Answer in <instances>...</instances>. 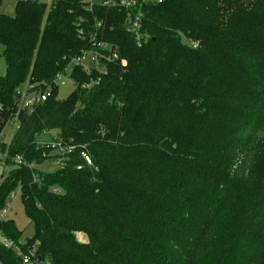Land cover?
Instances as JSON below:
<instances>
[{
    "label": "trees",
    "instance_id": "trees-1",
    "mask_svg": "<svg viewBox=\"0 0 264 264\" xmlns=\"http://www.w3.org/2000/svg\"><path fill=\"white\" fill-rule=\"evenodd\" d=\"M141 13L138 47L122 7L0 11V138L18 121L0 143V211L18 188L33 226L20 241L0 217V264H25L3 239L35 246L33 264H264V0H161ZM85 50L103 73L71 63ZM66 67L74 92L57 100ZM23 83L47 93L30 112ZM51 130L73 152L43 171L58 155L36 137ZM80 151L91 164L76 169Z\"/></svg>",
    "mask_w": 264,
    "mask_h": 264
},
{
    "label": "built area",
    "instance_id": "built-area-1",
    "mask_svg": "<svg viewBox=\"0 0 264 264\" xmlns=\"http://www.w3.org/2000/svg\"><path fill=\"white\" fill-rule=\"evenodd\" d=\"M87 4V7L90 8L93 4L91 0H84ZM161 2V0H101L99 3L102 6L105 7H122L126 11V16L124 18V21L122 23L123 29L125 32H127L131 39L136 43L138 47H140L144 41V34L142 31V13H141V7L144 5H153L156 3ZM99 26V24H97ZM189 44L196 46L197 42L194 41H187ZM73 65H79L84 71L90 72L91 68H96L98 72H104L103 68L99 66V59L97 57V54L90 50H85L81 55L74 57L71 61ZM70 72V67H66L62 69V71H59L54 79L53 82L57 83L63 76H67ZM47 93L46 92H39L35 91L32 93H21L19 98V107L23 110L32 111L33 107L41 103L45 100ZM2 109V104L0 103V111ZM45 144V146H49L52 149V153H55L58 155L57 157V163L58 165H63V162L66 159V156L68 154H72L73 152V146L70 144H62L61 142L57 141L52 138V141L49 143H41ZM6 153L1 151L0 149V165L3 164ZM80 160L82 161L81 164L76 165V169H81L84 165H90L91 159L89 158V155L85 151H80L79 153ZM12 161L17 164H26V162L23 160V158L20 155H16L12 158ZM30 167L32 165H29ZM51 191L54 193L59 192V188L52 187ZM9 203V202H8ZM8 203L6 204V207L8 206ZM6 207L0 212L1 218H6ZM79 234V233H77ZM76 234V235H77ZM83 234V233H82ZM84 235V234H83ZM85 236V235H84ZM77 237V236H76ZM80 241V240H79ZM85 242V241H81ZM3 244L6 247L13 248L15 253L18 256H21L22 262L25 264H33L31 261V258L35 256V246H31L28 248L27 252H23V250L19 247V245H16L9 239H3Z\"/></svg>",
    "mask_w": 264,
    "mask_h": 264
},
{
    "label": "rangeland",
    "instance_id": "rangeland-1",
    "mask_svg": "<svg viewBox=\"0 0 264 264\" xmlns=\"http://www.w3.org/2000/svg\"><path fill=\"white\" fill-rule=\"evenodd\" d=\"M17 0H2L0 5V11L7 15H14V6ZM93 3H99L101 0H91ZM6 10H9L7 13ZM2 52V46L0 45V54ZM5 74V63L0 55V75ZM21 93H27L28 85L27 83H23L19 88ZM74 92V82L71 78L67 76H63L57 82V100H64L68 96H70ZM18 127V121L16 119H12L11 123H7L2 130V137L0 138V143L8 144L12 139V136L15 134ZM55 134L54 130L41 133L36 137L38 143H49L52 141V138ZM57 160H53L49 163L37 165L39 170L43 171H54L58 168ZM9 167L0 165V185L3 181L2 173L4 172V176ZM8 206L6 207V216L13 220L16 228L21 231L20 241H24L26 238H29L33 234V226L29 221L28 217L24 212V208L22 205L21 197L18 188L13 190L9 195ZM1 212V211H0ZM77 239L80 241H86V236L76 235Z\"/></svg>",
    "mask_w": 264,
    "mask_h": 264
},
{
    "label": "crops",
    "instance_id": "crops-1",
    "mask_svg": "<svg viewBox=\"0 0 264 264\" xmlns=\"http://www.w3.org/2000/svg\"><path fill=\"white\" fill-rule=\"evenodd\" d=\"M42 1H45L46 3H50L51 0H42ZM9 10H6L7 13H10L8 12Z\"/></svg>",
    "mask_w": 264,
    "mask_h": 264
},
{
    "label": "bare ground",
    "instance_id": "bare-ground-1",
    "mask_svg": "<svg viewBox=\"0 0 264 264\" xmlns=\"http://www.w3.org/2000/svg\"><path fill=\"white\" fill-rule=\"evenodd\" d=\"M78 235H79V236H81V237L83 236V234H82V233H79Z\"/></svg>",
    "mask_w": 264,
    "mask_h": 264
},
{
    "label": "water",
    "instance_id": "water-1",
    "mask_svg": "<svg viewBox=\"0 0 264 264\" xmlns=\"http://www.w3.org/2000/svg\"><path fill=\"white\" fill-rule=\"evenodd\" d=\"M40 260H42L40 257H39Z\"/></svg>",
    "mask_w": 264,
    "mask_h": 264
}]
</instances>
